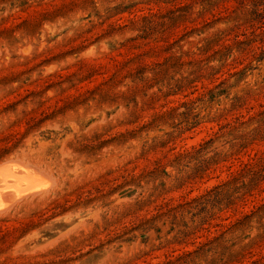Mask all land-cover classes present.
I'll list each match as a JSON object with an SVG mask.
<instances>
[{
  "label": "rangeland",
  "instance_id": "rangeland-1",
  "mask_svg": "<svg viewBox=\"0 0 264 264\" xmlns=\"http://www.w3.org/2000/svg\"><path fill=\"white\" fill-rule=\"evenodd\" d=\"M0 264H264V0H0Z\"/></svg>",
  "mask_w": 264,
  "mask_h": 264
},
{
  "label": "bare ground",
  "instance_id": "bare-ground-1",
  "mask_svg": "<svg viewBox=\"0 0 264 264\" xmlns=\"http://www.w3.org/2000/svg\"><path fill=\"white\" fill-rule=\"evenodd\" d=\"M48 186V179L28 164L11 161L1 163L0 214L4 213L10 203L30 198Z\"/></svg>",
  "mask_w": 264,
  "mask_h": 264
}]
</instances>
